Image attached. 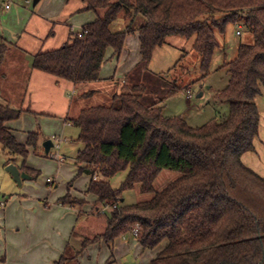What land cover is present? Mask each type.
<instances>
[{"label": "trees", "instance_id": "trees-1", "mask_svg": "<svg viewBox=\"0 0 264 264\" xmlns=\"http://www.w3.org/2000/svg\"><path fill=\"white\" fill-rule=\"evenodd\" d=\"M79 1L75 13L91 11L94 20L70 31L59 48L34 54L32 70L73 84L96 82L106 51L117 57L126 36L135 32L140 59L110 95V104L85 107L70 120L81 145L77 175H91L86 192L109 207L104 231L84 239L77 256L102 241L110 251L105 264H110L115 240L137 227L142 251L164 245L149 264H264V177L241 160L254 150L259 128L255 99L264 89V0ZM117 24L123 30H113ZM230 24L240 26L247 39L224 62L229 79L214 96L228 102L227 116L200 127L163 116L162 103L180 87L147 71L154 50L171 45L172 38L189 42L204 78L220 46L216 34L224 35ZM8 50L0 37V68ZM137 70L148 72L150 79L132 80ZM23 112L28 110L0 102V145L12 161L21 160L20 170L36 178L39 173L24 164L27 148L37 149L40 131L20 144L6 126ZM163 170L179 176L155 192ZM120 172H126L125 178L113 188L109 180ZM135 187L153 196L124 204L123 193ZM58 202L83 204L69 193ZM69 260L62 256L54 264H76Z\"/></svg>", "mask_w": 264, "mask_h": 264}, {"label": "crops", "instance_id": "crops-1", "mask_svg": "<svg viewBox=\"0 0 264 264\" xmlns=\"http://www.w3.org/2000/svg\"><path fill=\"white\" fill-rule=\"evenodd\" d=\"M7 1L10 2V0ZM69 2L71 1L36 0L35 5L32 2L31 6L38 7L37 11L29 13L24 11L29 6H25V9L22 6H17L24 4L23 0H13V5L11 4L9 9H1L3 16L0 18V37L8 45L10 51L19 49L22 53L21 56L25 55L26 57L25 71H1L0 75V83L5 82L6 77H9L6 86L13 85L15 87V91H7L12 92L11 94L16 92L18 94V97L13 95L6 97L2 93L4 92L3 88H0L2 99L0 102L17 109L28 110V112H23L18 119L6 124L20 144H25L28 134L36 129H40L43 135L42 143L45 140L53 139L56 135L63 137L67 128L73 127L70 120L76 118L79 111L85 107L101 105L99 102L93 103L91 100L100 93L106 94L107 101L114 93L113 91L125 83L126 75L131 72L140 59L138 33L135 32L126 36L123 48L117 57L112 56L111 49L106 51V61L99 70V80L96 82L73 84L32 70L30 65L34 54L59 48L58 45L67 41L70 31H74V28L77 27L80 29L84 24L94 20L95 15L91 11L75 13L81 6L80 1L74 2L73 6H69ZM120 26L123 27V24ZM57 28L66 33L65 39L59 43L53 41L56 37L54 30ZM38 33H41V36H37ZM25 34L33 40V49L27 50L18 47V44L23 45L24 41L21 40ZM5 59L6 56L3 62ZM117 71H121L119 72L121 77H116ZM50 91L57 93L60 99H51V97L47 99L46 96ZM89 91L93 92L91 96H85ZM75 97L79 99L74 101ZM42 105H45L46 108L59 106L61 117L45 116L44 110H40ZM257 108L259 128L253 141L254 150L244 153L241 160L245 166L264 177V111H260L258 105ZM51 141L52 149L55 143L53 140ZM67 142L65 140L64 144ZM42 143H38L36 150L27 148L28 154L24 164L26 168L39 173L38 177L41 180L39 184L35 183L33 175L19 169L21 162L19 158L13 162L20 172L26 173L30 178L21 182L22 195L26 197V200L21 203H17L13 199L5 201L3 205L5 209L0 210V230L3 228L2 235L0 234V258L4 259V262L0 264H52L59 258L65 245L71 239L72 230L75 229L73 223L79 219L77 212H83L85 215L80 224L81 230L84 232L92 222L103 217L102 221L99 220L100 231L90 237L101 234L105 229L106 215H98L96 211L93 213L92 210L93 205L97 204V208L100 209L102 205L96 201L94 195L86 192L92 176L86 173L77 175L78 167L75 165V157L81 147L73 156L67 157L60 152V157L57 160H51L44 155ZM32 181L33 183H31ZM70 182L72 184L68 190L67 186ZM47 183L50 184V190L45 188ZM67 193L83 199L84 203L81 207L59 203L58 201ZM32 206L34 212L31 213L28 209ZM76 207L79 208L78 211ZM78 245L80 247L81 243ZM163 246H158L151 254H143L145 251H142L135 237L134 241L130 240L126 243H121L120 238H117L114 242L110 264H149ZM131 248H134L135 251L134 257L129 262L123 263L120 258L117 259L120 251L127 252ZM109 257V249L102 241H99L88 245L79 254L78 264H105Z\"/></svg>", "mask_w": 264, "mask_h": 264}, {"label": "rangeland", "instance_id": "rangeland-1", "mask_svg": "<svg viewBox=\"0 0 264 264\" xmlns=\"http://www.w3.org/2000/svg\"><path fill=\"white\" fill-rule=\"evenodd\" d=\"M7 0H0V18H2L3 13L1 9H4V4ZM13 0H10L12 4ZM69 6H73L79 0H70ZM22 3V2H21ZM13 5V4H12ZM22 6L25 9V5H17ZM38 7H32L31 5L25 9L24 11H28L29 13L36 12ZM65 14V13H64ZM65 17V15H63ZM62 20V18H61ZM59 20V22H62ZM58 27V25H57ZM113 30L121 31L123 28L120 24L112 27ZM240 29V33L242 35L237 36L235 32ZM79 28H74L73 32L78 31ZM56 32V37L53 40L56 43H59L63 39H65V32L60 28L54 30ZM37 36H41V33L37 34ZM217 40L220 44L218 51L214 54L212 62L210 64L208 75L202 78L200 70H199V56L191 50L189 42H184L177 38H172L170 40L171 45L163 46L161 48H156L153 52L152 60L148 66L149 73L160 75V77L166 78L169 81L176 80L174 83L180 87V89L168 97L161 105L162 107V115L165 117H180L188 126L190 127H200L211 120H222L224 119L229 111L228 102L225 100L216 99L215 93L224 89L227 85L229 74L228 69L223 65L224 62L229 61L234 58L236 47L239 43H244L246 41V34L243 32L242 28L238 25L230 24L226 27V31L224 35L216 34ZM26 34L23 36L21 41L23 45H19V48L23 49H33V43L31 39H29ZM21 44V43H20ZM61 46V45H58ZM226 47V48H225ZM22 53L19 49L8 50L6 54V59L3 64H1V71H25V55L21 56ZM224 58V59H223ZM117 71L116 77H121ZM142 78L145 79V82L150 79V74L144 73L140 70H137V73H134L131 77L132 80L136 79L137 81H141ZM7 79V80H6ZM5 82L0 83V88H3L2 93L9 97L13 95L14 97H18L17 92L11 94L12 90L15 91V87L6 86L9 82V77H6ZM153 80V79H151ZM18 86V85H15ZM153 85H151L152 87ZM10 90V91H7ZM119 91V88L117 89ZM114 90L113 92H117ZM150 90V89H149ZM150 92V91H149ZM154 93V91H151ZM17 94V96H16ZM57 93H53L50 91L46 96L47 99H60ZM70 99V95L68 96ZM106 94L100 93L96 98H92L91 100L94 102H99L102 105H108L111 101L108 98L106 101ZM79 98L75 97L73 100L77 101ZM0 100L1 97H0ZM255 103L258 105L260 111H264V89L261 90V95L255 99ZM98 104V103H97ZM44 110L45 116L49 117H61L60 107L55 105V107L46 108L45 105L40 106ZM46 108V109H45ZM37 130V129H36ZM40 131V129H38ZM78 129L75 127L67 128L66 133L62 137V135H56L53 137V142L55 143L54 147L50 151V155L48 156L51 160H57L60 155L59 153L65 154V156L70 157L76 153L77 149L81 147L80 143L77 141ZM68 142L64 144L65 140ZM51 138V137H50ZM43 135L40 132V136L38 138V143H42ZM42 145V144H41ZM40 145V146H41ZM65 145V146H64ZM33 149L32 147H30ZM34 150V149H33ZM46 155V154H44ZM18 159V158H17ZM21 161V160H20ZM11 156L7 155V152L3 150L0 145V201H13L17 203L24 202L26 197L22 195L23 190L21 186H18L16 182L13 180L11 175L6 171V167L10 164H13ZM16 162V161H15ZM70 162V161H68ZM18 163V162H17ZM21 162L19 163L20 167ZM26 174V173H25ZM27 175V174H26ZM126 172H120L115 175L113 178L109 180L110 185L113 188L119 187L121 182L124 180ZM29 176V175H28ZM179 175L170 170H163L157 177L154 182V190L155 192L161 191L167 184L177 178ZM38 179V180H37ZM35 180V183L39 184L40 177ZM28 182V181H25ZM33 183V181L31 182ZM69 187V184L67 188ZM46 189L50 190V184L47 183L45 186ZM71 198L82 201L83 199L76 198L69 193ZM153 194L142 195L139 193L138 187H135L133 190L125 191L123 193V203L124 204H134L136 202L149 200ZM6 202V203H7ZM4 205V204H3ZM99 205V204H98ZM104 205V204H101ZM79 207V206H78ZM81 207V206H80ZM101 207V206H100ZM33 206L28 209L31 213L34 212ZM77 208V207H76ZM97 204L93 205L92 210L93 213L99 215H106V213H101V209L97 208ZM5 206H2L0 210H4ZM79 208H77L78 211ZM83 212H77V217L79 218L76 222L73 223V229L71 239L68 244L65 245V248L59 258L54 261L52 264L57 262L62 256L65 258H71L68 263H76L78 264V256L77 251L80 249L78 243H82L84 239H90L92 234L95 232H99L101 225L100 221H102L103 217H99L100 219L96 222H92L91 225L86 228L84 232L81 230V222L82 217H84ZM3 226V225H2ZM3 228L0 230V234ZM13 230V229H12ZM81 232V233H80ZM86 233V235H85ZM2 235V234H1ZM89 236V237H88ZM94 237V236H93ZM2 238V237H1ZM121 243H126L127 241H134V237L131 233H127L124 236L119 237ZM78 245V246H77ZM134 247V246H132ZM160 247V246H159ZM157 248V247H156ZM134 248H131L127 252L120 251L118 253L117 259L120 258V261L125 263L129 262L134 257ZM155 251L153 250L145 251L143 254L148 253L151 254ZM73 258V259H72ZM140 260V259H139ZM4 259L0 258V263H3ZM65 263V260L63 261ZM131 264V263H130Z\"/></svg>", "mask_w": 264, "mask_h": 264}, {"label": "water", "instance_id": "water-1", "mask_svg": "<svg viewBox=\"0 0 264 264\" xmlns=\"http://www.w3.org/2000/svg\"><path fill=\"white\" fill-rule=\"evenodd\" d=\"M35 3H36V0L33 1V5H35ZM52 146H53V144H52L51 140H45L42 143V148L44 150V154H48ZM6 171L11 175V177L13 178V180L16 182V184L18 186H21L22 180H26V179L30 178L25 173L20 172L18 170V168L13 164L8 165L6 167Z\"/></svg>", "mask_w": 264, "mask_h": 264}, {"label": "built area", "instance_id": "built-area-1", "mask_svg": "<svg viewBox=\"0 0 264 264\" xmlns=\"http://www.w3.org/2000/svg\"><path fill=\"white\" fill-rule=\"evenodd\" d=\"M33 1L34 0H23V3L25 6H30ZM10 6H11V3L9 1H7L4 4V9L7 10L10 8ZM235 34L237 36H239L240 35V29H238L235 32ZM93 178L96 179V176H93ZM3 204H4V201H1L0 202V208L3 206ZM108 210H109V207L102 205L100 212L104 214V213L108 212ZM131 234L133 235V237H136L138 234V228L137 227L133 228V230L131 231Z\"/></svg>", "mask_w": 264, "mask_h": 264}]
</instances>
